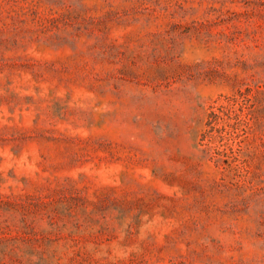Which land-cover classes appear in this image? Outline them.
Segmentation results:
<instances>
[{
    "label": "rangeland",
    "instance_id": "1",
    "mask_svg": "<svg viewBox=\"0 0 264 264\" xmlns=\"http://www.w3.org/2000/svg\"><path fill=\"white\" fill-rule=\"evenodd\" d=\"M0 264H264V0H0Z\"/></svg>",
    "mask_w": 264,
    "mask_h": 264
}]
</instances>
